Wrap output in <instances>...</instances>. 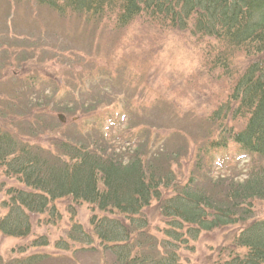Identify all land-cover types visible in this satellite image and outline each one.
<instances>
[{"label":"rangeland","instance_id":"374dc122","mask_svg":"<svg viewBox=\"0 0 264 264\" xmlns=\"http://www.w3.org/2000/svg\"><path fill=\"white\" fill-rule=\"evenodd\" d=\"M198 37L164 29L157 20L137 18L121 28L112 16L89 21L31 1L0 0V130L52 157L61 156V144L90 138L102 140L99 151L122 162L140 157L170 170L180 185L191 175L212 192L226 179L240 183L249 167H264V160L248 159L233 146L213 151L201 168L194 160L196 147L218 138L209 116L252 59L229 57L227 79L211 64L221 44ZM10 189L22 185L0 166V218L8 211ZM251 206V220L264 219V200ZM49 209L30 215L25 238L0 233V264H24L30 256L42 259L37 264H114L90 224L92 217L113 215L70 198ZM143 218L146 235L162 254L167 226L154 203ZM239 229L201 233L195 241L181 237L173 249L180 264H220ZM40 238L47 245L33 247Z\"/></svg>","mask_w":264,"mask_h":264},{"label":"trees","instance_id":"16d2710c","mask_svg":"<svg viewBox=\"0 0 264 264\" xmlns=\"http://www.w3.org/2000/svg\"><path fill=\"white\" fill-rule=\"evenodd\" d=\"M28 1L89 21L112 16L121 28L143 18L157 20L164 29L213 38L221 51L213 56L212 67L227 79L232 78L229 57L241 53L252 59L234 80L226 101L211 112L209 121L218 138L196 147L194 166L201 168L200 162L212 159L213 151L228 146L248 159L264 160V0H14ZM228 120H242L244 125L227 126ZM100 141L61 144V156L52 157L0 130V166L22 185L8 191L0 233L25 238L31 232L30 215L43 214L49 204L70 198L113 215L92 217L90 224L114 264H180L173 248L181 237L195 241L201 233L237 225L227 260L220 264H264V219L251 220L252 201L264 200V167L251 166L244 181H220L212 185L218 192H212L194 175L180 185L170 170L162 172L140 157L122 162L103 154ZM151 203L167 226L162 254L146 235L143 211ZM46 245L43 238L32 243ZM41 260L30 256L24 264Z\"/></svg>","mask_w":264,"mask_h":264},{"label":"water","instance_id":"95a60500","mask_svg":"<svg viewBox=\"0 0 264 264\" xmlns=\"http://www.w3.org/2000/svg\"><path fill=\"white\" fill-rule=\"evenodd\" d=\"M58 119L60 120V122H62V117L60 115L58 116Z\"/></svg>","mask_w":264,"mask_h":264}]
</instances>
